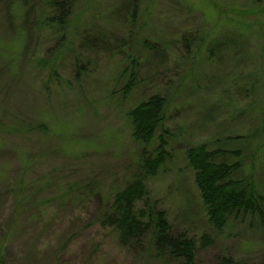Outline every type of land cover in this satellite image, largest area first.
Listing matches in <instances>:
<instances>
[{
    "label": "rangeland",
    "instance_id": "374dc122",
    "mask_svg": "<svg viewBox=\"0 0 264 264\" xmlns=\"http://www.w3.org/2000/svg\"><path fill=\"white\" fill-rule=\"evenodd\" d=\"M65 13L48 0H0L3 262L182 264L150 229L122 244L103 220L140 151L154 155L162 136L168 158L146 199L170 238L194 242V264H264V203L263 217L234 215L216 229L185 155L201 144L226 151L215 161H240L235 178H251L264 199V0H74ZM246 18L258 27H241ZM191 33L206 37L195 54L179 40ZM153 95L165 97L164 121L142 145L127 114Z\"/></svg>",
    "mask_w": 264,
    "mask_h": 264
},
{
    "label": "trees",
    "instance_id": "16d2710c",
    "mask_svg": "<svg viewBox=\"0 0 264 264\" xmlns=\"http://www.w3.org/2000/svg\"><path fill=\"white\" fill-rule=\"evenodd\" d=\"M36 2V0H35ZM49 5L68 14L72 9L74 0H48ZM24 5V2H22ZM136 12V7H133L130 18ZM240 24L241 27L250 28L251 26L258 27L257 24L249 21ZM52 25L57 24L64 27L65 22L61 18L51 17ZM264 25V23H262ZM186 47L189 48V54H195L201 50L205 43L206 37L201 33L184 34L179 39ZM150 50L156 47L146 43ZM220 45V44H219ZM217 48L219 47L216 45ZM214 45L208 50L209 56H214ZM221 46V45H220ZM123 74L128 75V80L121 89L123 94H128L135 83V73L138 62L132 59ZM77 65V63H76ZM78 68L77 76L81 68ZM258 80L256 83L258 84ZM254 88V87H253ZM165 97L161 95H153L142 101L131 109L127 116L131 125V136L135 142L142 145H149L157 129L164 121V109L166 106ZM165 141L160 137V143L155 148V154L148 153L144 148L140 152L139 163L136 167V172L131 178L130 183L116 192L113 202L109 209L103 214V220L106 226L111 227L117 234L119 242L128 244L131 241H137L145 238L150 232V239L156 247L169 246V250L173 255L182 260V264H194V242L187 239L185 234H180L176 238H170L169 226L167 225L162 211L153 212L148 203L147 180L156 176L158 171L165 165L168 158L165 150ZM226 155V151L217 150L211 151L205 144L190 148L186 152L188 165L194 173V183L199 191L200 199L204 205L208 222L216 229H222L228 219L234 215L258 214L263 217L264 199L255 189L251 178H235V173L239 172L242 163L240 161L234 163L216 162V156ZM229 155L239 156V152H228ZM143 202L147 208H138V203ZM152 228V229H151ZM206 237H202L201 246L205 247L210 242ZM0 256V264L3 262ZM220 264H236L231 259L223 258Z\"/></svg>",
    "mask_w": 264,
    "mask_h": 264
}]
</instances>
